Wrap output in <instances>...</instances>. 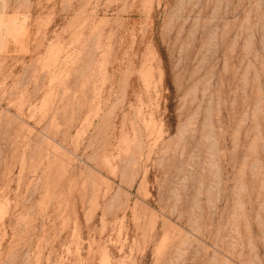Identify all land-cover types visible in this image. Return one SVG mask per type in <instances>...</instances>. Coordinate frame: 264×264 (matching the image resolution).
Masks as SVG:
<instances>
[{
  "label": "rangeland",
  "instance_id": "374dc122",
  "mask_svg": "<svg viewBox=\"0 0 264 264\" xmlns=\"http://www.w3.org/2000/svg\"><path fill=\"white\" fill-rule=\"evenodd\" d=\"M0 264H264V0H0Z\"/></svg>",
  "mask_w": 264,
  "mask_h": 264
}]
</instances>
